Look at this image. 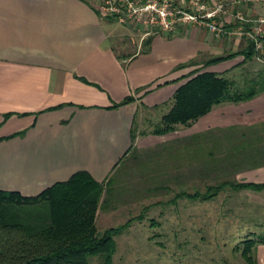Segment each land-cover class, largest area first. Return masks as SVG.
<instances>
[{
	"label": "crops",
	"instance_id": "crops-1",
	"mask_svg": "<svg viewBox=\"0 0 264 264\" xmlns=\"http://www.w3.org/2000/svg\"><path fill=\"white\" fill-rule=\"evenodd\" d=\"M229 11L218 37L192 24L169 33L122 24L102 17L95 0H0V191L31 198L81 171L102 183L135 151L175 145L148 176L171 178L173 169L188 176L191 163L201 178L248 185L229 196V207L251 211L235 250L246 264H264V91L154 133L191 72L217 73L241 90L264 70V50L244 61L238 53L251 41L229 35L236 12L264 16V3ZM231 54L238 55L205 65ZM159 109L157 125L144 117ZM138 120L151 130L138 129Z\"/></svg>",
	"mask_w": 264,
	"mask_h": 264
},
{
	"label": "rangeland",
	"instance_id": "rangeland-1",
	"mask_svg": "<svg viewBox=\"0 0 264 264\" xmlns=\"http://www.w3.org/2000/svg\"><path fill=\"white\" fill-rule=\"evenodd\" d=\"M151 28L160 30L157 26ZM161 110L144 117L157 125ZM137 125L145 132L151 130L146 124L140 127L139 120ZM188 147V161H195L196 152ZM175 149V145L162 144L135 151L109 176L108 194L104 192L101 197L95 221L99 233L124 227L115 237L112 264H246L235 250L240 245L235 237L243 235L244 221L251 211L243 206L229 207V196L236 195L233 189L225 187L215 199L204 202L180 195H203L208 186L235 181L234 178H201L191 163L188 176L174 169L171 178L148 176L150 168H157L162 157L175 155ZM25 211L18 212L21 221ZM89 263L100 264V259L90 257Z\"/></svg>",
	"mask_w": 264,
	"mask_h": 264
},
{
	"label": "trees",
	"instance_id": "trees-1",
	"mask_svg": "<svg viewBox=\"0 0 264 264\" xmlns=\"http://www.w3.org/2000/svg\"><path fill=\"white\" fill-rule=\"evenodd\" d=\"M250 43L246 50L238 53L244 56V61L257 54L254 44ZM238 54L212 58L205 65L217 64ZM188 77L190 79L175 93L174 105L155 134L172 133L178 125L191 126L216 105L245 101L264 91V70L241 90L232 80L214 72L198 70ZM109 185V179L101 183L81 171L31 198L0 191V264H90V257H99L100 264H112L115 237L124 227L99 233L95 221L101 197L108 192ZM247 186L226 181L208 186L203 195L198 192L180 195L207 201L225 187ZM22 210L26 211L21 221L18 212Z\"/></svg>",
	"mask_w": 264,
	"mask_h": 264
},
{
	"label": "built area",
	"instance_id": "built-area-1",
	"mask_svg": "<svg viewBox=\"0 0 264 264\" xmlns=\"http://www.w3.org/2000/svg\"><path fill=\"white\" fill-rule=\"evenodd\" d=\"M102 17L114 18L122 24L157 26L163 32H173L178 25L200 26L216 36L227 33L224 17L229 6L242 2L264 3V0H228L209 5L206 0H95ZM236 25L229 35L248 38L259 54L264 50L262 39L264 16L248 17L241 11L234 14Z\"/></svg>",
	"mask_w": 264,
	"mask_h": 264
}]
</instances>
